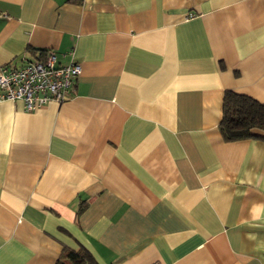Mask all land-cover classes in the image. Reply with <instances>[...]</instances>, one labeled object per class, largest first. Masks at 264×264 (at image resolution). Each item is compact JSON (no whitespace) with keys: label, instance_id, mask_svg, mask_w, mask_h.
I'll return each instance as SVG.
<instances>
[{"label":"crops","instance_id":"1","mask_svg":"<svg viewBox=\"0 0 264 264\" xmlns=\"http://www.w3.org/2000/svg\"><path fill=\"white\" fill-rule=\"evenodd\" d=\"M191 14V16H189ZM53 50L66 99H0V264H264V0H0V66Z\"/></svg>","mask_w":264,"mask_h":264},{"label":"built area","instance_id":"2","mask_svg":"<svg viewBox=\"0 0 264 264\" xmlns=\"http://www.w3.org/2000/svg\"><path fill=\"white\" fill-rule=\"evenodd\" d=\"M79 71L77 62L58 64L53 50L21 64L10 61L0 66V99L20 100L26 111L50 101L61 102L68 97Z\"/></svg>","mask_w":264,"mask_h":264},{"label":"trees","instance_id":"3","mask_svg":"<svg viewBox=\"0 0 264 264\" xmlns=\"http://www.w3.org/2000/svg\"><path fill=\"white\" fill-rule=\"evenodd\" d=\"M218 129L227 141L264 139V103L249 95L225 90ZM61 257L65 264H96L91 253L83 246L78 249L65 247Z\"/></svg>","mask_w":264,"mask_h":264}]
</instances>
